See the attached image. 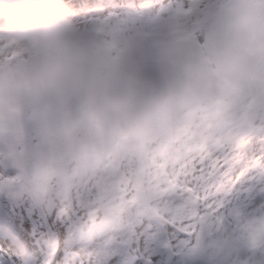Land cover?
Returning a JSON list of instances; mask_svg holds the SVG:
<instances>
[{
  "label": "snow or ice",
  "instance_id": "6c2138e0",
  "mask_svg": "<svg viewBox=\"0 0 264 264\" xmlns=\"http://www.w3.org/2000/svg\"><path fill=\"white\" fill-rule=\"evenodd\" d=\"M69 2L113 30L142 33L146 67L162 48L172 63H199L223 81L254 51L238 38L244 20H222L232 0ZM251 3L264 9V0ZM15 58L0 44V264H188L205 237L264 221V87L255 75L230 105L205 106L186 90L150 154L116 146L91 178L68 183L57 161L72 111L38 129L6 115L5 100L24 90ZM36 153L49 163L34 173ZM232 257L264 264V232L255 246L237 242Z\"/></svg>",
  "mask_w": 264,
  "mask_h": 264
},
{
  "label": "clouds",
  "instance_id": "9594fccd",
  "mask_svg": "<svg viewBox=\"0 0 264 264\" xmlns=\"http://www.w3.org/2000/svg\"><path fill=\"white\" fill-rule=\"evenodd\" d=\"M228 19L245 21L238 38L254 51L218 81L199 63H172L162 48L146 67L142 33L126 26L113 30L69 0H0V44L16 53L12 67L24 85L18 98L5 100V114L38 129L61 119L59 101L90 106L86 114L72 112L61 141L58 175L68 183L91 178L116 146L150 154L186 90L205 106H219L234 102L232 92L246 74L264 87V9L251 0H232V11L222 17ZM48 163L36 153L33 172Z\"/></svg>",
  "mask_w": 264,
  "mask_h": 264
},
{
  "label": "rangeland",
  "instance_id": "374dc122",
  "mask_svg": "<svg viewBox=\"0 0 264 264\" xmlns=\"http://www.w3.org/2000/svg\"><path fill=\"white\" fill-rule=\"evenodd\" d=\"M92 9L86 8L81 12L89 14ZM58 106L63 113L67 109L71 111L80 110L87 113L90 106L85 103H77L73 101H59ZM255 207H249L250 213L255 212ZM264 232V221L258 218L246 220L243 223H233L227 232L220 235L205 237L197 250V254L193 253L188 259V264H228L232 259L234 246L237 242L255 246L259 243L261 234Z\"/></svg>",
  "mask_w": 264,
  "mask_h": 264
}]
</instances>
